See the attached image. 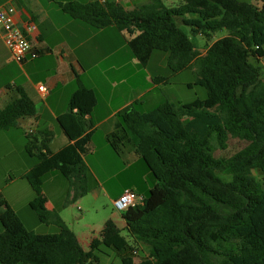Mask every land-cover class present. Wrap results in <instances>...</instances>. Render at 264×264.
Here are the masks:
<instances>
[{"label":"trees","instance_id":"obj_1","mask_svg":"<svg viewBox=\"0 0 264 264\" xmlns=\"http://www.w3.org/2000/svg\"><path fill=\"white\" fill-rule=\"evenodd\" d=\"M61 8L95 29L114 24L126 30L127 46L141 66L154 51L166 54L172 73L194 66V84L205 89L203 99L166 101L144 112L131 104L117 113L108 145L119 154L128 142L154 180L139 204L120 213L130 243L148 253L134 262L133 246L112 221L104 224L100 243L118 252L122 264H264V0H181L173 7L149 0L129 11L112 0ZM185 27L194 35H226L199 56ZM76 83L69 99L74 113L58 116L70 142L52 152L50 132L25 136V151L35 159L20 176L33 191L28 207L57 231L26 229L1 198L0 264L98 262L94 245L85 251L63 220L47 211L42 192L43 176L58 171L68 183L67 200L87 193L83 156L92 124L84 116L96 96L78 78ZM13 89L17 98L0 108V131L35 114L24 90Z\"/></svg>","mask_w":264,"mask_h":264},{"label":"crops","instance_id":"obj_2","mask_svg":"<svg viewBox=\"0 0 264 264\" xmlns=\"http://www.w3.org/2000/svg\"><path fill=\"white\" fill-rule=\"evenodd\" d=\"M108 1L112 0L0 1V6L11 5L14 7L15 22L21 30L29 25L33 26L30 32V39L39 52L36 58L18 64L17 72L18 79L20 80L18 86L24 90L33 102L35 114L31 117L18 119L17 126L13 128V131L16 133L21 132L25 138L27 130L31 129V134L38 139L43 132H50L52 138L48 148L52 152H56L70 142L59 125L58 116L64 113H74V109L71 110L69 108V99L77 89V78L83 85L90 88L96 96V105L90 114L84 116L85 120L92 124L91 128L87 129V131L92 132L90 150L91 147H94L91 143L94 133L101 127H104L102 139L108 145L106 136L114 130L116 124L110 120L116 111L128 104L127 102L119 103L115 109L112 107L111 109L110 101L115 96V86L106 85L105 83L103 86L91 85L90 81L86 82L83 79V76L85 74L84 66L90 65L92 60L99 58L109 59L120 50L122 43L127 44V40L130 37L128 38L126 34L129 36V33L126 30H119L114 24L103 29H95L84 22L71 18L61 8V4L67 2H78L80 4L99 2L103 4ZM113 1L129 11L148 3L149 0ZM162 2L164 3L163 0ZM0 43L3 45L1 39ZM3 47L5 46L3 45ZM161 57L166 61V54H161ZM105 73L108 72L105 71ZM38 85H43L46 93L39 92L37 90ZM13 86L15 84L3 87L0 90V108L17 98ZM100 96H102L103 101H100ZM116 157L126 158L127 161L140 165L139 157L128 142L124 143V146L121 147V151L119 154H116ZM83 160L85 162L84 156ZM32 165L33 163L27 165L25 168L23 167L20 174L22 175L27 172ZM86 166L88 168L87 164ZM140 167L141 175L140 173L134 174L133 172L126 173V178L130 180L129 184L124 185L113 199L118 197L125 189L135 192L142 198L147 190L154 185V180L150 174L145 172L142 166ZM125 171L126 169H123L121 173ZM59 175L58 171H50L42 178V192L47 200L45 207L51 215L59 214L61 204L65 197L64 194L66 193V189H64L65 184L61 180L62 178H60L62 176ZM136 177L137 179L135 180ZM111 179H114V177ZM132 181L136 182L132 183ZM10 182L12 183L13 180H10ZM19 187L21 188L19 195H3V200L18 215L23 226L36 233L39 227V221L37 220L35 222L34 216L30 214L31 210H29L30 212H26L27 217L25 219H22L19 214L26 211L25 209L32 199L26 186L19 184ZM27 219L32 220L30 221L31 224L25 221ZM77 239L85 251L91 249V244L87 242L85 237H83V241L79 238ZM147 253L143 251V255L140 257L146 256ZM133 261L137 262L138 260L135 261L134 258Z\"/></svg>","mask_w":264,"mask_h":264},{"label":"rangeland","instance_id":"obj_3","mask_svg":"<svg viewBox=\"0 0 264 264\" xmlns=\"http://www.w3.org/2000/svg\"><path fill=\"white\" fill-rule=\"evenodd\" d=\"M163 1L168 7L177 6L180 3V0ZM239 1L253 2V0ZM185 30L194 43L199 56L204 55L207 47L215 40L226 35L224 30L211 33L208 36L194 35L189 27H185ZM126 36L129 38L128 34ZM3 45L0 43V90L8 85H18L20 83L17 72L19 65L11 60L7 49ZM121 45L120 50L111 58L92 60L90 65L84 66L83 79L86 82L90 81L91 85L96 86H103L104 83L115 86V96L110 101V108L115 109L119 103L127 102L128 104L125 107L134 104L133 106L137 111L144 112L166 101L182 104L205 97V89L194 84L196 79V68L194 66L172 73L167 68L166 61L161 57V54H165L162 51H154L148 63L141 66L132 56L127 44L122 43ZM105 71L108 73H105ZM157 76L166 77V83L156 82L155 78ZM188 84L191 85L188 86ZM12 93L14 94V92ZM100 101H103L102 96H100ZM120 110L114 113L110 121L117 123L120 120L117 115ZM103 132L104 127L95 131L91 142L94 147H91L90 152L88 151L84 155L85 162L88 165V186L85 195L74 201L67 200L68 183L59 173L65 184L66 193L59 214L55 215L63 220L77 238L83 241V237H85L89 244L94 245V254L98 259V262L94 264H122L118 252L104 247L100 243V232L107 221H112L120 230V235L132 245L124 229V222L120 216L121 212L114 209L112 201L116 193L124 185L129 184L130 180L126 178L127 172L140 173L141 175L140 166L148 174L150 172L141 159H139V165L127 161L126 158L116 157L117 153L102 139ZM26 142L27 140L22 133H16L13 128L0 131V199L3 198V195H19L21 190L19 184L26 186L33 198V191L30 186L26 180L20 177L21 169L35 162V159L25 151L24 145ZM123 169H126V171L121 173ZM150 176L152 177L151 174ZM112 177L114 179H111ZM10 180H13V182L11 183ZM135 182L132 181V183ZM52 199L54 200V198ZM3 209V206H0V212ZM25 210L19 213L22 219L27 217L26 212H30L31 209L27 205ZM30 214L34 216L36 222L38 219L35 212L31 210ZM25 221L31 224L30 221L32 220L27 219ZM56 231L57 229L53 224L39 222L36 233L45 234L55 233ZM132 246L135 261L141 258L143 251L147 252L144 246Z\"/></svg>","mask_w":264,"mask_h":264},{"label":"built area","instance_id":"obj_4","mask_svg":"<svg viewBox=\"0 0 264 264\" xmlns=\"http://www.w3.org/2000/svg\"><path fill=\"white\" fill-rule=\"evenodd\" d=\"M33 26L29 25L21 30L15 22V9L11 5L0 6V39L7 49L11 60L15 63L22 64L27 60H32L39 55L30 39V32ZM264 65V58L262 60ZM37 90L46 93L43 85H38ZM32 133L31 129L27 130V135ZM141 202L135 192L125 189L118 197L113 199L112 205L115 210L123 212Z\"/></svg>","mask_w":264,"mask_h":264}]
</instances>
